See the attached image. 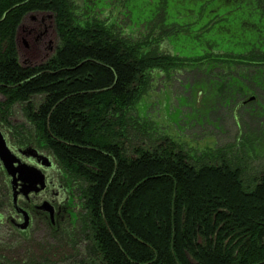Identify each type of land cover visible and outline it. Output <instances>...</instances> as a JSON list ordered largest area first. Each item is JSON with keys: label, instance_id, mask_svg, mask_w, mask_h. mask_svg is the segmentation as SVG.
<instances>
[{"label": "trees", "instance_id": "16d2710c", "mask_svg": "<svg viewBox=\"0 0 264 264\" xmlns=\"http://www.w3.org/2000/svg\"><path fill=\"white\" fill-rule=\"evenodd\" d=\"M124 2L110 23L80 17L74 0H0V110L7 116L24 103L81 179L92 245L76 262L264 264V171L247 179L240 160L193 162L169 138L133 155L126 146L129 112L154 72L198 70L215 103L240 109L241 99L256 94L252 114L264 116V0ZM38 11L55 14L60 44L48 60L27 66L17 28ZM252 138L243 134L240 143L254 145Z\"/></svg>", "mask_w": 264, "mask_h": 264}, {"label": "rangeland", "instance_id": "374dc122", "mask_svg": "<svg viewBox=\"0 0 264 264\" xmlns=\"http://www.w3.org/2000/svg\"><path fill=\"white\" fill-rule=\"evenodd\" d=\"M143 1L126 0L124 4L130 7ZM74 2L77 13L83 18L84 15L93 18L97 13H102L103 17L107 18L105 14L108 10L110 12L115 10L113 18H108L110 23L115 22L120 10V3L117 8L116 3H112L111 0H74ZM83 7L85 10H82ZM52 14L54 13L45 12L28 16L24 21L27 30L21 31L25 40L30 43L32 40L35 41L47 27L52 31L55 23ZM132 14L134 20L136 12ZM42 15L45 16L43 21ZM128 24L129 20L123 19L120 22L121 30H128ZM34 28L37 31L34 30L28 35V30ZM54 37L59 44L57 34ZM20 45L22 48L25 47L22 39ZM53 54L50 52L47 59ZM47 59L42 55L29 64L38 65ZM21 63L29 65L22 59ZM203 77L199 75L198 70L189 68L176 70L170 76L154 72L149 89L129 112L126 130L129 155L134 154L135 147L154 149L169 138L180 144L192 157L193 162L207 160L221 163L224 158H230L233 162L240 160L238 162L242 164L247 179L257 176L259 172L264 171V131L262 130L264 116L258 113L256 117L252 111L261 100L254 94L256 99L244 105L243 102L248 97L243 98L239 102L243 104L240 109L235 106L227 107L221 102L215 103L216 91L211 88V82L204 80ZM0 97L2 98L1 95ZM32 100L38 106L41 97H34ZM12 109L14 120L24 123L22 115L26 111L25 104L19 102ZM243 134L252 136L257 143L254 145L247 141L240 143ZM8 229L9 227L0 224L1 264H78L76 260L87 259L88 248L92 245V242L86 239L84 241L86 250H82L81 245H77L78 247L74 245L77 249L72 253L62 239L50 242L48 238L39 235L32 236V239L26 242L19 240L14 232L9 234ZM70 238L76 239L78 234Z\"/></svg>", "mask_w": 264, "mask_h": 264}, {"label": "flooded vegetation", "instance_id": "af4514ba", "mask_svg": "<svg viewBox=\"0 0 264 264\" xmlns=\"http://www.w3.org/2000/svg\"><path fill=\"white\" fill-rule=\"evenodd\" d=\"M122 1L111 0L112 3H116L117 8ZM112 7L114 6L112 5ZM82 10L85 8L83 7ZM114 11L108 10L105 14L107 18H104L102 13H97L95 16L108 20V18H113ZM45 12L51 11L30 12L19 24L16 45L20 61L22 59L29 64L42 55L44 59H47L50 52H56L60 42L56 43L54 36L57 34L59 41L60 38L55 23L52 31L48 27L45 28V32L41 33L35 41L32 40L31 43L26 41L24 35L21 34V31L27 30L24 21L28 16L33 13ZM41 17L42 21L45 20L44 15ZM52 17L55 21V14H52ZM33 18L36 19V17ZM86 18L89 16L84 15V19ZM34 30L37 31L36 28L28 30V35H31ZM20 39L25 43L24 48L20 45ZM0 95L2 96L0 101H4L5 96ZM247 103L248 101L244 100L243 104ZM13 113L12 109L11 113L6 116L5 111L0 110V130L6 138L9 148L19 160L39 170V175L31 182H25L18 178V181L12 184V177L0 161V224L9 227V234L16 233L17 238L21 241L27 242L32 239V236L41 235V237L48 238L50 242L62 239L72 253L77 249L74 245H81L83 246L81 249L86 250L84 241L89 234L87 228L85 230L83 218L89 198L81 179L72 174L65 159L56 155L49 145V141H46L38 132V125L30 119L26 111L22 115L24 123L14 120ZM26 220L28 224L24 229L23 225ZM75 232H78V238H70L69 235H73Z\"/></svg>", "mask_w": 264, "mask_h": 264}, {"label": "water", "instance_id": "95a60500", "mask_svg": "<svg viewBox=\"0 0 264 264\" xmlns=\"http://www.w3.org/2000/svg\"><path fill=\"white\" fill-rule=\"evenodd\" d=\"M256 95H252L247 101H253ZM0 161L4 165L8 174L12 177V184L19 179L25 182H31L39 175V170L21 162L16 154L9 148L4 134L0 130ZM26 187V185H24ZM28 189V188H26ZM28 221L24 222L23 228L27 227Z\"/></svg>", "mask_w": 264, "mask_h": 264}]
</instances>
